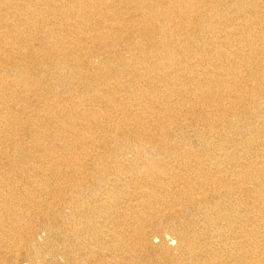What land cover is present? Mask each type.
Returning a JSON list of instances; mask_svg holds the SVG:
<instances>
[{
    "label": "bare ground",
    "instance_id": "bare-ground-1",
    "mask_svg": "<svg viewBox=\"0 0 264 264\" xmlns=\"http://www.w3.org/2000/svg\"><path fill=\"white\" fill-rule=\"evenodd\" d=\"M0 264H264V0H0Z\"/></svg>",
    "mask_w": 264,
    "mask_h": 264
}]
</instances>
